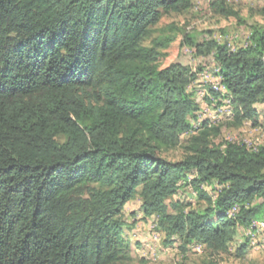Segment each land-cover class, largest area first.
<instances>
[{
  "label": "trees",
  "instance_id": "16d2710c",
  "mask_svg": "<svg viewBox=\"0 0 264 264\" xmlns=\"http://www.w3.org/2000/svg\"><path fill=\"white\" fill-rule=\"evenodd\" d=\"M193 3L0 0V264H124L122 214L137 197L145 218L157 214L167 245L179 237L212 255L229 252L240 227L264 222V145L218 144L221 125L211 120L194 127L189 87L197 75L179 62L159 64L180 32L220 68L233 125L257 124L264 28L254 26L238 49L210 30L201 41L173 25L153 36L164 14ZM210 6L238 16L226 0ZM179 146L181 159L163 155ZM216 183L223 188L214 199L205 187ZM183 186L201 206L177 202L170 211L168 199Z\"/></svg>",
  "mask_w": 264,
  "mask_h": 264
},
{
  "label": "rangeland",
  "instance_id": "374dc122",
  "mask_svg": "<svg viewBox=\"0 0 264 264\" xmlns=\"http://www.w3.org/2000/svg\"><path fill=\"white\" fill-rule=\"evenodd\" d=\"M211 1L213 0H194L193 7L183 14H164L160 23L154 27L153 36L157 37L161 33L166 35L163 33V29L173 25L185 28V32L190 31L194 34L196 40L201 41L204 36L203 32L208 34V30H210L212 31V37L217 41L228 44L232 49H238L246 45L250 30L254 26L264 28V0H226L229 7L238 12V16L228 18L215 13L211 9ZM175 34L171 44L163 49L159 64L161 67H167L172 63L179 62L189 66L197 75V79L189 87V92L192 94L197 106V111L194 117L191 118V122L196 125L197 119L201 118L202 120H211L216 125H221V134L215 139L218 144L224 145L228 141H241L246 142L251 149L260 144L264 145V102L258 104L260 117L257 124L245 121L243 125H233L236 120L228 118L230 109L225 106L227 102L221 103L220 100L212 102L217 107H223V114L218 119L216 109L210 105L209 97L204 92L209 89L212 84L211 79L216 74L215 67L217 65L214 58L212 56H199L194 48L183 44V35L180 32ZM145 44L150 45V40L145 41ZM192 134L194 133L185 134L182 141L187 140ZM163 155L170 160H179L184 153L182 146H179L165 151ZM214 188L213 191V188L210 187L212 193H215L218 189L216 186ZM169 200L170 211H174V204L177 202L190 204L192 208H199L202 204L199 203L198 197H195L187 186L181 187L178 196ZM133 203L122 214L126 225L124 237L130 244L128 261L124 264H208L211 261L224 264H264V248L253 245L252 240L248 242V250L245 256L240 257L237 255L240 245L251 239V237H248L249 234L246 228H239L238 235L230 243L229 252L212 255L206 246H202L197 241L185 244L181 238L176 237L173 244L167 245L165 234L158 227L154 230L150 229V223L158 222L157 214L145 218L142 210L139 209V197L135 198ZM132 208L133 210L130 212ZM137 223H139L138 230L136 229V232H133ZM153 231L156 232L153 233ZM199 245H201V250L198 252Z\"/></svg>",
  "mask_w": 264,
  "mask_h": 264
},
{
  "label": "bare ground",
  "instance_id": "6f19581e",
  "mask_svg": "<svg viewBox=\"0 0 264 264\" xmlns=\"http://www.w3.org/2000/svg\"><path fill=\"white\" fill-rule=\"evenodd\" d=\"M231 45V44H230ZM216 66V65H215ZM215 72H216V74H215V78H222L221 77V75H220V68L218 67V66H216L215 67ZM197 82V81H196ZM211 86H213V79H211ZM209 87V89H207V90H205L204 92L206 93V95H207V97H209V103H210V105L211 106H214V107H216L215 109H216V112H217V118L219 119V118H221V116H222V114H223V112H222V108L223 107H217V106H215L212 102H216V101H218V100H220L221 101V103L222 102H227L226 104H225V106H226V108L227 109H230L229 110V115H228V118H230V119H232V108H231V103H230V99H229V97H228V93H227V90H220V92L218 91V89L217 88H215V87ZM190 89V88H189ZM211 91H215V92H217V93H219V95L218 96H216V95H213V94H211L210 92ZM211 101V102H210ZM219 101V102H220ZM208 104V103H207ZM209 118H210V116H209ZM212 118V117H211ZM204 119V118H203ZM208 119V118H207ZM226 120V119H225ZM202 121V119L201 120H198V122H201ZM220 123H221V121H219ZM196 123V122H195ZM193 124H194V122H193ZM197 125H198V123H196V125L194 124V127H197ZM246 143V142H245ZM247 144V143H246ZM261 145H263V144H260V145H258L257 147H254V149L253 150H257V148L259 147V146H261ZM197 176V172H191V173H189L188 175H187V178H188V180L190 179V180H192V179H194L195 177ZM183 184H185V181H181L180 182V185H183ZM216 187H218V189L215 191V193H212L211 191H210V187L208 186V187H205V189L206 190H208L209 192H210V195L214 198V199H216V197H218L217 196V194L219 193V191L223 188V186L222 185H220V184H218V183H216V184H214ZM189 188L191 189V192H192V194L195 196V197H198V193H197V191H195L194 189H192L190 186H189ZM214 191V190H213ZM178 194V193H177ZM195 201H198V200H195ZM193 203H194V201H193ZM254 203V202H253ZM249 208V207H248ZM237 212H239V209H238V207H235V208H233L232 210H231V212H230V214L231 215H234L235 213H237ZM252 224V223H251ZM157 225H158V222L156 221H154V229H156V227H157ZM254 225H256L257 227H255ZM258 227H260V228H258ZM241 228V227H240ZM261 228H264V222H258V221H254L253 222V224H252V226L250 227V228H246L247 230H248V234L250 235V237H251V239H249V240H252V244L253 245H255V246H258V248H264V229H261ZM244 230V229H243ZM156 231H153V233H155ZM157 235V234H156ZM249 235H248V237H249ZM179 238V237H178ZM253 238V239H252ZM160 239V238H159ZM196 248V247H195ZM201 250V249H200ZM199 250V251H200Z\"/></svg>",
  "mask_w": 264,
  "mask_h": 264
},
{
  "label": "built area",
  "instance_id": "2783aa9c",
  "mask_svg": "<svg viewBox=\"0 0 264 264\" xmlns=\"http://www.w3.org/2000/svg\"><path fill=\"white\" fill-rule=\"evenodd\" d=\"M250 37V36H249ZM214 78V76L212 77V79ZM211 87H215L218 89V91L220 92V90H228V88L224 85L223 83V79L222 78H216V79H213V86ZM213 108H216V107H213ZM197 120H201V118L197 119ZM204 123L201 121V126L203 125ZM192 133H193V129H192ZM255 227H257L256 225H254ZM260 228V227H258ZM150 229L151 230H154V222L150 223ZM261 229H264V228H261ZM250 237V236H249ZM155 239V237H153ZM253 239V238H252ZM156 240V239H155ZM204 246V245H202ZM201 249V245H199L198 247V252L199 250Z\"/></svg>",
  "mask_w": 264,
  "mask_h": 264
},
{
  "label": "crops",
  "instance_id": "0c3cea01",
  "mask_svg": "<svg viewBox=\"0 0 264 264\" xmlns=\"http://www.w3.org/2000/svg\"><path fill=\"white\" fill-rule=\"evenodd\" d=\"M175 196H178V194H176V195H174L173 197H175ZM177 198V197H176ZM168 201H170L169 199H168ZM139 209L141 210V199L139 198ZM134 203H133V200L132 201H129L127 204H126V206H125V209L127 208V207H131L132 205H133ZM133 210V208L130 210V212ZM138 226H139V223H137L136 224V226H135V229L133 230V232H136V229L138 230ZM134 234V233H133ZM133 234H132V236H133Z\"/></svg>",
  "mask_w": 264,
  "mask_h": 264
}]
</instances>
